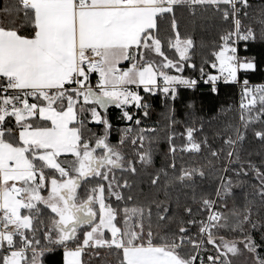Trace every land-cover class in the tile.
Segmentation results:
<instances>
[{"label":"snow or ice","instance_id":"6c2138e0","mask_svg":"<svg viewBox=\"0 0 264 264\" xmlns=\"http://www.w3.org/2000/svg\"><path fill=\"white\" fill-rule=\"evenodd\" d=\"M57 255L264 264V0H0V264Z\"/></svg>","mask_w":264,"mask_h":264},{"label":"trees","instance_id":"16d2710c","mask_svg":"<svg viewBox=\"0 0 264 264\" xmlns=\"http://www.w3.org/2000/svg\"><path fill=\"white\" fill-rule=\"evenodd\" d=\"M257 82H259V78H257ZM62 260V257L60 255H57L55 257V262L54 264H59V262Z\"/></svg>","mask_w":264,"mask_h":264}]
</instances>
